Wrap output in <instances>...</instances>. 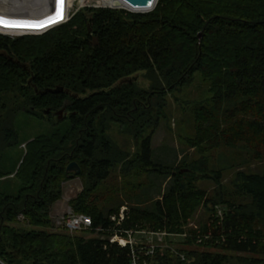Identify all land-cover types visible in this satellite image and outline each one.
I'll return each instance as SVG.
<instances>
[{
	"label": "trees",
	"instance_id": "trees-1",
	"mask_svg": "<svg viewBox=\"0 0 264 264\" xmlns=\"http://www.w3.org/2000/svg\"><path fill=\"white\" fill-rule=\"evenodd\" d=\"M139 72L148 86L137 83ZM196 77L208 94L190 107L189 145L248 153L234 165L229 187L221 184L225 164L211 168L218 187L212 193L194 186L195 163L152 160L151 139L167 94ZM56 86L63 90L40 93ZM59 109L62 119L55 114ZM31 119L51 128L29 140L18 126ZM112 123L139 140L143 168L171 179L152 209L131 207L120 228L183 233L201 204L211 212L182 238L183 245H194L180 250L184 260L160 247L153 263L264 264V258L228 255L264 254L258 229L264 223V165L260 172L239 168L264 158V0H157L145 12L82 7L42 34L0 33V264H129V247L110 242V216L120 204L100 206L94 194L116 161L108 156ZM71 161L84 187L69 206L91 218V230L82 232L95 236L49 229L50 209L61 198Z\"/></svg>",
	"mask_w": 264,
	"mask_h": 264
},
{
	"label": "rangeland",
	"instance_id": "rangeland-1",
	"mask_svg": "<svg viewBox=\"0 0 264 264\" xmlns=\"http://www.w3.org/2000/svg\"><path fill=\"white\" fill-rule=\"evenodd\" d=\"M15 1L17 0H0V11H6L9 13H16L19 11L22 12L21 16L15 19V21L17 22L24 20L28 21L32 18H44L43 15L50 11V0H31L27 2L28 4L22 3L24 6L21 5V7L18 6L17 4L19 3ZM76 3L77 0L73 5L72 2L69 3V6H71L69 10L70 14L65 19V21H62L61 23L66 22L72 16V14H74V12L78 10ZM32 4L33 6H31V9H26ZM82 7L110 6L86 5ZM114 8H124L126 10H129L121 6ZM59 24H55L53 26ZM45 31H42L39 34H42ZM0 33L11 38L22 35H38L34 33H23L18 35H10L2 32ZM136 79H138L136 81L139 85L145 87L149 85V80H146L144 78L142 72L137 73ZM207 94L206 83L200 80V78L198 77L192 80L187 86L182 87L174 92L168 93L165 98V106L163 109L164 116L161 117L159 125L157 126L152 136L151 148L152 160L156 164L160 163L161 165L163 164L165 166H175L179 162V160H183V163L178 164V166H181V164H183L182 166H184L187 164L195 163L196 167L194 166V169H192V174L198 177L194 180V186L196 188L204 190L206 193H212V191L214 189H217L218 187L215 181L212 179L213 173L211 171V168H216L217 165H222L223 163L225 164L227 168L223 170V178L221 180V184L229 187V181L232 178L234 172L238 169V165H234L238 162L243 161V159H246L248 157V153L243 150L238 154L224 147L210 148L209 145H207L202 150H198V148H194L189 145V140L194 138L190 107H192V105L197 101L204 98ZM22 116L23 115H18L16 119H24L25 117ZM62 118L63 112L61 113L59 119ZM50 128L51 127L48 122L39 121L36 119H31L27 123L20 122L18 126V129H20L21 131L23 130L24 134H26L27 137H31L29 140H31L33 136L39 133L48 131ZM106 134L111 140V148L108 152V156L115 157L116 161L110 166L108 170V176L100 181L97 185V188L94 189V194L98 200L97 203L100 204V206H106L107 208L114 207L120 204V207H126L127 212L131 207L145 208L147 210L152 209V204L156 200H161L162 194L166 190L167 186H170L171 179H169V177L167 176L158 175L156 172L146 170L140 165L137 159V155L139 153V140L136 139L129 130L126 131L120 125L112 123ZM24 144L25 143H22L21 146H19V149L22 148ZM2 146L3 144L0 143V149L2 148ZM202 147L203 145L200 148ZM118 154L123 156V159H119ZM202 158L206 159V165L204 162L200 161ZM216 163L218 164L216 165ZM263 165L264 158L261 160H251L239 168L251 172H260ZM88 170L89 167L87 168V171ZM71 174L72 172H69V178L62 182L61 198L51 206L49 214L52 221V227L49 229L52 231L63 232V228L57 224V221L61 219V216L68 210H72L69 206V201L75 198L84 187V183L82 182L80 177L78 175L76 176ZM208 174H210V177L200 178V176ZM244 202L247 203L248 200ZM210 216L211 212L206 211L204 205L201 204L197 208L195 214L191 217V219L188 220V223L182 227L187 233L186 237L191 235V233L188 231L190 228L192 230L199 228V222L204 223L205 221H208ZM148 229L154 230L147 227L138 228V230ZM258 229L264 237V223H262V225H258ZM78 234H83L86 237L97 235L96 233L82 231H79ZM141 236V231H139L138 234H135V239L139 242L144 243V241L140 239L142 238ZM212 238L213 237L207 240L211 239L210 241H212ZM156 239L159 240V243L166 244V247L162 246L161 248H166V250H168V252L175 257H179L176 252H181V249L190 250L194 247V245H183V239L181 240V238L178 236H169L165 240H162L160 236H156ZM203 239L204 237L202 238L201 243ZM197 242L199 243L200 241ZM206 250H209L211 252H223L221 249L214 247H209ZM229 254L241 258H264V254L262 253L259 254L234 251L229 252L228 255ZM138 255L140 256V258H144V254L142 252L139 251ZM144 259L146 260V258ZM149 259L150 261L148 262L150 264H153V261L151 260L152 258ZM234 264H239V261ZM241 264L247 263L242 261Z\"/></svg>",
	"mask_w": 264,
	"mask_h": 264
},
{
	"label": "built area",
	"instance_id": "built-area-1",
	"mask_svg": "<svg viewBox=\"0 0 264 264\" xmlns=\"http://www.w3.org/2000/svg\"><path fill=\"white\" fill-rule=\"evenodd\" d=\"M112 8L119 6H110ZM65 21V20H64ZM221 213V211H218ZM127 214L126 207L121 206L119 211L112 214L110 219L114 222L113 227V235L110 237V242H115L121 247L128 246L130 249V262L129 264H150L144 258H152L155 250L159 247H166V244L159 243V240L156 239V236H160L162 240H165L167 237L178 236L181 238H185L187 233H176L169 232L164 229L157 230H138V229H124L120 228L121 223L125 219ZM57 224L60 225L64 230L69 233H76L82 230H91L92 221L91 218L79 212H74L72 210H68L65 214L61 216V219L57 221ZM141 231L142 239L144 243L139 242L135 239V234ZM204 235L203 237H205ZM200 241V238L197 239ZM139 243V244H138ZM142 252L144 254V258H140L138 252ZM180 259L184 260L185 255L182 252H176ZM142 259V260H141ZM159 264V263H153Z\"/></svg>",
	"mask_w": 264,
	"mask_h": 264
},
{
	"label": "bare ground",
	"instance_id": "bare-ground-1",
	"mask_svg": "<svg viewBox=\"0 0 264 264\" xmlns=\"http://www.w3.org/2000/svg\"><path fill=\"white\" fill-rule=\"evenodd\" d=\"M31 0H17L15 2H18L19 4H17L18 6L21 7V5H23L22 3H27ZM76 0H63V18L59 19L57 16L58 13V4L60 2V0H50L49 1V8L50 11H48L45 15H43L44 18H32L24 21H15V19L19 18L22 14V12H16V13H9L6 11H0V20L4 21V23H0V32L2 33H7L10 35H18V34H33V33H40L44 30L49 29L51 26L55 25V24H59L62 21H64L70 14L69 10L70 7L69 3L72 2V5L74 4ZM28 4V3H27ZM30 4V3H29ZM121 6V7H125L127 9H133L131 7H129V5H127L124 1L122 0H77L76 6L79 9L82 6ZM24 6V5H23ZM33 6L30 5L28 8L26 9H31ZM76 8V9H77ZM133 11H137V10H133ZM10 15V16H9ZM49 18L55 20L56 22L53 23H48ZM14 20V21H13ZM32 22H43L46 24V26L44 27H22V26H15V25H23V24H28V23H32Z\"/></svg>",
	"mask_w": 264,
	"mask_h": 264
},
{
	"label": "water",
	"instance_id": "water-1",
	"mask_svg": "<svg viewBox=\"0 0 264 264\" xmlns=\"http://www.w3.org/2000/svg\"><path fill=\"white\" fill-rule=\"evenodd\" d=\"M122 1H124L127 5H129V7L133 8V9L129 8V10L131 11L137 10V12H145L151 10L154 7L157 0H122ZM88 31H90V27H88ZM34 34H39V33H34ZM92 43L93 44L96 43V37L92 38ZM62 90H63L62 86H56L53 88H45L44 90L40 91V93H46V92L55 93ZM62 112L63 109H59L58 111H56V115L58 118H60ZM45 113H48V110H45ZM66 171L72 172L71 175L77 176L80 172V168L75 161H71L67 164Z\"/></svg>",
	"mask_w": 264,
	"mask_h": 264
},
{
	"label": "snow or ice",
	"instance_id": "snow-or-ice-1",
	"mask_svg": "<svg viewBox=\"0 0 264 264\" xmlns=\"http://www.w3.org/2000/svg\"><path fill=\"white\" fill-rule=\"evenodd\" d=\"M63 0H60L59 4H58V13L57 16L59 19L63 18ZM56 22L55 20L49 18L48 23H53ZM0 23H4V21L0 20ZM15 26H22V27H44L46 26L45 23L43 22H32V23H28V24H23V25H15Z\"/></svg>",
	"mask_w": 264,
	"mask_h": 264
}]
</instances>
